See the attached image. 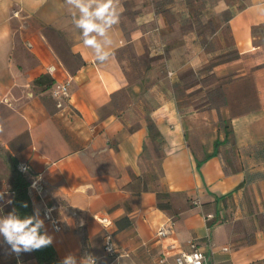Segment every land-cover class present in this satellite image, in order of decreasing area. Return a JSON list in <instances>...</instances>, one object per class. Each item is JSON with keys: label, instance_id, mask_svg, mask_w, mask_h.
Wrapping results in <instances>:
<instances>
[{"label": "crops", "instance_id": "obj_1", "mask_svg": "<svg viewBox=\"0 0 264 264\" xmlns=\"http://www.w3.org/2000/svg\"><path fill=\"white\" fill-rule=\"evenodd\" d=\"M120 4L98 62L65 0H0V216L14 158L42 185L29 196L59 264H175L190 241L264 264V0ZM3 242L0 264H37Z\"/></svg>", "mask_w": 264, "mask_h": 264}, {"label": "clouds", "instance_id": "obj_2", "mask_svg": "<svg viewBox=\"0 0 264 264\" xmlns=\"http://www.w3.org/2000/svg\"><path fill=\"white\" fill-rule=\"evenodd\" d=\"M65 3L78 10V16L73 13V24L80 29L83 37V45L96 51V60L105 62L111 56L110 51H104L98 37H107L105 43L109 46L113 41L108 35L109 30L120 22L122 7L120 0H65ZM38 180H34L32 187L37 186ZM6 191H0V201L5 200ZM7 203H12L11 199ZM27 207V205H25ZM51 210H46L45 216L50 219ZM44 221L36 215L21 217L15 210L6 216H0V235L11 246V253L19 256L22 253L41 250L51 246L53 236L45 230ZM60 264H97V258L91 253L77 256L67 254Z\"/></svg>", "mask_w": 264, "mask_h": 264}, {"label": "trees", "instance_id": "obj_3", "mask_svg": "<svg viewBox=\"0 0 264 264\" xmlns=\"http://www.w3.org/2000/svg\"><path fill=\"white\" fill-rule=\"evenodd\" d=\"M40 79L35 81V84H39ZM52 84V81H49L46 84V87H50ZM225 135H227V132H225ZM225 140L223 141V143ZM201 162L197 163V166H199ZM17 161L13 158L11 160V180H10V186H11V192L13 194L12 197V211L15 210L18 215L21 217L24 216H32L35 215L32 209L31 205V199L29 196V188L31 185V180L28 179V177L25 174H22L18 171ZM27 205V207H25ZM41 232L43 233V230L41 229ZM29 258L33 259L37 264H59L57 260V256L55 253V250L51 244V246L42 248L41 250H36L32 252H28Z\"/></svg>", "mask_w": 264, "mask_h": 264}, {"label": "built area", "instance_id": "obj_4", "mask_svg": "<svg viewBox=\"0 0 264 264\" xmlns=\"http://www.w3.org/2000/svg\"><path fill=\"white\" fill-rule=\"evenodd\" d=\"M52 97L57 100V106L61 107V102L68 97V83L64 85L56 86L52 92ZM18 171L22 174L27 172V167L24 164H19L17 167ZM34 181V180H33ZM33 181L31 182L29 190H34L37 192L42 191V185L38 182L35 188L32 187ZM54 208H51L52 211ZM49 210V209H48ZM46 212V211H45ZM45 215V213H44ZM46 218V216H45ZM55 232H60L62 230V225L59 220L51 215L50 212V219L46 218ZM102 223H106V220H102ZM165 232L160 230L158 232V236H164ZM189 251L180 252L174 258L175 264H215L210 262L208 257L202 252L194 242L190 241L189 243ZM105 252L112 256L114 254V249L112 246V241L110 236L105 237ZM158 264H165V258H159Z\"/></svg>", "mask_w": 264, "mask_h": 264}, {"label": "rangeland", "instance_id": "obj_5", "mask_svg": "<svg viewBox=\"0 0 264 264\" xmlns=\"http://www.w3.org/2000/svg\"><path fill=\"white\" fill-rule=\"evenodd\" d=\"M196 81L197 80L192 79V78H190V76H188L186 78V80H185V83L188 82V84H192L193 85V84L196 83ZM203 86H205V84ZM5 251H6V244L3 242V243L0 244V261H1V258L4 256Z\"/></svg>", "mask_w": 264, "mask_h": 264}]
</instances>
